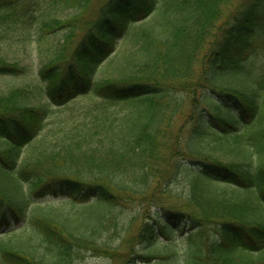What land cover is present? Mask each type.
Here are the masks:
<instances>
[{
	"label": "trees",
	"instance_id": "obj_1",
	"mask_svg": "<svg viewBox=\"0 0 264 264\" xmlns=\"http://www.w3.org/2000/svg\"><path fill=\"white\" fill-rule=\"evenodd\" d=\"M88 2L73 0L81 8ZM229 3L232 0H105L97 16L82 25L74 18L54 20L56 28L69 29L39 69L42 83L0 88V138L6 144L0 148V232L12 233L9 227L14 224L20 227L14 237L0 241V264H70L89 250L128 264L150 262L157 252L151 247L161 237L186 242L185 264H264V76L255 80L252 91L225 88L222 100L208 96L216 111L213 117L225 133H234L241 120H255L248 126L260 139H247L259 158L253 161L248 152L244 160L196 159L194 172L200 182H192L180 196L183 201L153 215L144 213L136 231L115 238L116 245L102 238L110 221L106 231L117 228L120 233L123 228L121 221L107 220L120 203L118 197L148 191L156 175L161 119L177 98L175 86L167 83L181 82L196 62L200 77L207 80L219 72L235 73L250 38L264 24V0H240L225 16ZM31 9V0H0V27L26 23ZM151 17L156 22L149 25ZM139 20L131 35L136 47L124 57L117 75L97 77L96 68L108 55L106 47ZM206 35L211 39L201 62L198 51L207 45ZM28 68L0 50V75ZM89 93L134 108L117 115L90 107L75 122L61 117L46 130L50 104L65 106ZM42 95L44 102L34 101ZM234 105L240 110L238 118L231 116ZM34 140L23 156L22 147ZM174 144L168 145L172 152ZM212 183L232 184L237 193L220 194ZM49 193L90 200L96 210L66 216L31 208L36 198ZM237 250L252 255L244 260Z\"/></svg>",
	"mask_w": 264,
	"mask_h": 264
},
{
	"label": "rangeland",
	"instance_id": "obj_2",
	"mask_svg": "<svg viewBox=\"0 0 264 264\" xmlns=\"http://www.w3.org/2000/svg\"><path fill=\"white\" fill-rule=\"evenodd\" d=\"M31 1H33V9L27 13L26 23L19 22L13 24L15 22H12L10 23L11 25L0 27V50L10 58L21 60L23 63L29 65L28 71L25 73L0 75V88L2 91H8L24 85L35 87L41 84L39 69L49 60L53 50L60 45V41L67 31L66 27L56 28L53 25L54 20H71L74 18L75 24L82 25L84 22L97 16V12L105 0H89L88 4L82 8L76 3H73V0ZM239 4L240 0H232V3L227 4L224 7L225 16ZM155 22L156 17H151L148 20L149 25ZM47 24L50 25L49 28H45ZM51 25H53V28ZM136 28L134 25L130 26L127 31L122 30L115 42L106 47L109 49L108 55L97 66V77L107 74L117 75L121 65L125 63L124 57L136 47L131 38V33ZM205 38L207 45L198 51L200 53L198 58H200L201 62L207 51L211 36L206 35ZM240 63L242 67L239 75L236 76L230 72H225L224 74L219 73L214 79L212 78L206 81V79L200 77L201 65L199 62H196L194 63L192 71L183 76L181 82L177 80L176 83H167L170 87L175 86L174 95L177 98L172 101L164 117L161 119V134L159 135L158 145L156 147V152L159 154V157L155 163L157 167L156 174L158 176H155L152 180L151 183L153 184L146 193L138 192L140 194L137 195L126 193L118 197L117 200L120 203L115 204L113 211L107 216V220L113 218L118 223L121 221V227L123 228H120V233L117 228L109 232L106 231L109 223L113 222L110 221L103 227L102 238H107L108 241L112 240L114 245H116L114 242L115 238H121L126 234L128 235L129 230L131 233L136 231L141 218L144 216V212L146 215H153V211L158 206L176 205L183 201L181 195L187 193L190 187V181L192 180V175L189 173V167H193L189 160L192 152H195L197 156L207 153L208 155L213 154L227 161L234 159L240 160L243 158L245 151L244 148L241 149L237 145L248 140L247 138L249 136H256L257 141L260 139V136H257V134L252 135L254 131L244 129L235 135V145H226L224 149L221 148L224 140L217 142L215 139L217 135L213 132L212 127L214 126L215 129L220 130L218 121L212 115L214 111L213 104L211 105V100L208 101L205 98L206 95L212 93L213 88L222 85L230 86L238 90L243 89L244 91H251L255 88L254 85L250 84V80H256L260 76H264V24L258 27L253 33L249 45L245 48L244 58ZM256 88H258V85H256ZM168 89L171 90V88ZM261 94L264 96V91ZM44 96H36L34 101L44 102ZM90 107L95 110L108 109L122 115L129 113L134 108V105L127 102L116 103L104 100L91 93L79 95L78 98L72 100L65 106L57 107L50 104L46 130L61 117H63L61 119H66L68 122L69 120L75 122L79 118H82L85 114V109ZM138 112L137 109L132 114L134 115ZM252 122H245V125ZM242 124L243 121L241 120L239 125ZM199 130L203 132L202 135H199ZM1 140L2 138H0V148H3L5 144ZM174 142L177 152L175 154L171 150L172 147H168V145ZM34 144H36L35 140L33 143L22 148V155L28 154ZM253 157L254 160L257 159V155L253 154ZM158 178L160 182L157 181ZM153 187H156L154 192H152ZM216 187L218 191L227 195L235 192L233 190L234 187L230 184H219ZM31 208L34 210H50L66 216H74L78 213L96 210V207L90 204V200L83 202L81 200H74L64 193H49L38 197L34 200ZM97 211L104 210L98 208ZM135 216L137 218H134ZM132 218L136 219V222H130L132 229L129 225L125 229V224L129 223V220ZM26 223L28 221L23 222L22 225L26 226ZM9 228H13L12 233L4 234L0 232V241L7 240L19 233L20 227L18 225L14 224ZM0 230H3V228L0 227ZM158 247H161L160 243ZM123 249L126 248H121L120 250ZM161 249L157 252H160ZM168 249L166 257H163L165 255L162 253H157L153 255L156 257H153L151 262L145 263L143 261H137L134 264H185V242L174 239L173 244ZM237 251L236 254H239L244 260L249 259L252 255L251 252H245L244 250ZM170 255H172L171 258ZM70 264L128 263L123 261L122 258H111L101 251L89 250L79 256H75Z\"/></svg>",
	"mask_w": 264,
	"mask_h": 264
}]
</instances>
